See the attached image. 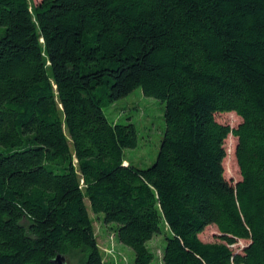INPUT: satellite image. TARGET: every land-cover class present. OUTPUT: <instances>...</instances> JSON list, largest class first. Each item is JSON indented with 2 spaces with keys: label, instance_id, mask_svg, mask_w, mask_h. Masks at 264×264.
Listing matches in <instances>:
<instances>
[{
  "label": "trees",
  "instance_id": "1",
  "mask_svg": "<svg viewBox=\"0 0 264 264\" xmlns=\"http://www.w3.org/2000/svg\"><path fill=\"white\" fill-rule=\"evenodd\" d=\"M137 89L165 104L147 169L105 115ZM0 147V264H106L90 210L133 264L158 236L162 264H264V0H0Z\"/></svg>",
  "mask_w": 264,
  "mask_h": 264
},
{
  "label": "rangeland",
  "instance_id": "2",
  "mask_svg": "<svg viewBox=\"0 0 264 264\" xmlns=\"http://www.w3.org/2000/svg\"><path fill=\"white\" fill-rule=\"evenodd\" d=\"M41 0H30L35 7ZM105 115L110 121L134 123L138 129L139 143L135 149H126L125 158L133 165L147 169L155 161L160 152L165 131V104L155 98L144 95L141 89L135 90L128 97L118 101L111 108L105 109ZM126 118V119H125ZM216 119L223 125L237 128L242 120L235 113L216 115ZM237 139L229 136L226 140L227 157L224 161L225 177L233 184L241 181L242 177L236 160ZM4 149L0 147V152ZM87 205L89 203L87 202ZM95 221V230L98 243L104 254L106 264H133L134 251L120 244L114 235L112 226L107 225L103 215L97 216L89 211ZM220 233L216 226L208 227L200 239L205 243L221 242ZM166 244L165 236L155 237L150 247L155 251L157 259L153 264H162V249ZM248 242L238 241L231 249L241 252ZM66 264H81L80 257H66Z\"/></svg>",
  "mask_w": 264,
  "mask_h": 264
},
{
  "label": "water",
  "instance_id": "3",
  "mask_svg": "<svg viewBox=\"0 0 264 264\" xmlns=\"http://www.w3.org/2000/svg\"><path fill=\"white\" fill-rule=\"evenodd\" d=\"M53 264H66V257L58 255L52 262Z\"/></svg>",
  "mask_w": 264,
  "mask_h": 264
},
{
  "label": "built area",
  "instance_id": "4",
  "mask_svg": "<svg viewBox=\"0 0 264 264\" xmlns=\"http://www.w3.org/2000/svg\"><path fill=\"white\" fill-rule=\"evenodd\" d=\"M105 260V259H104Z\"/></svg>",
  "mask_w": 264,
  "mask_h": 264
}]
</instances>
